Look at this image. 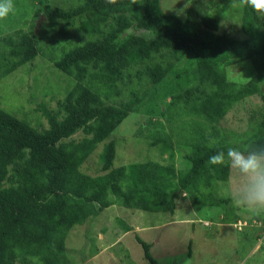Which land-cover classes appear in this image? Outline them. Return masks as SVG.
Here are the masks:
<instances>
[{
  "label": "trees",
  "instance_id": "16d2710c",
  "mask_svg": "<svg viewBox=\"0 0 264 264\" xmlns=\"http://www.w3.org/2000/svg\"><path fill=\"white\" fill-rule=\"evenodd\" d=\"M37 2L35 18L45 16L46 40L70 50L61 57L55 48L43 53L45 35L34 30L1 34L0 83L45 55L71 84L56 109L40 106L48 122L43 129L24 111L20 117L21 111L5 110L0 86V264H74L67 247L71 231L117 204L172 216L180 198L201 206L230 204L213 188L229 179L231 168L208 160L230 147L264 146V14L240 7L237 22L221 32L217 18L194 8L184 17L168 14L161 0ZM244 61H251L254 77L229 80L227 69ZM256 96L262 105L251 113L248 129L222 128L237 104ZM159 99L195 121L191 135L178 140L174 133V142L156 131L151 146L159 147L162 160L168 155L167 163L115 167L112 135L132 113L152 115ZM79 133L80 140L73 138ZM101 143L100 171H84ZM178 151L187 161L182 170ZM136 239L157 264L151 246Z\"/></svg>",
  "mask_w": 264,
  "mask_h": 264
},
{
  "label": "rangeland",
  "instance_id": "374dc122",
  "mask_svg": "<svg viewBox=\"0 0 264 264\" xmlns=\"http://www.w3.org/2000/svg\"><path fill=\"white\" fill-rule=\"evenodd\" d=\"M14 3V12L7 19L0 20V35L20 29L27 32L34 30L45 35L47 44L44 42L43 53L50 54L55 48L61 57L70 50V46L66 48L62 42L51 44L46 40L50 39V35L44 29L45 19L43 16L35 18L39 8L37 0H14ZM230 5L231 0H161L162 9L168 14L184 17L187 8H194L217 18L221 32L238 20L236 15L240 7L230 8ZM34 18L37 20L36 27L32 26ZM48 45H51L50 48ZM29 66H23L0 83L4 109L14 115L21 111L20 117H24L25 112L32 125L47 128L48 122L40 106L45 104L49 109H56L57 101L64 99L70 90L71 80L45 55L38 57L31 69ZM227 73L229 80L237 83H245L254 77L251 61L229 67ZM127 94L124 99H127ZM169 103V99H159L152 115L132 113L114 132L112 137L117 142L115 167L146 161L167 163L168 155L163 161L159 147L151 146L153 139L159 136L156 131H160L161 136L171 137L174 142V133L179 134L178 140L191 135L195 121L179 114L181 111L169 110ZM261 105L262 101L257 96L245 99L227 115L222 128L236 132L248 129L251 113L257 112ZM161 107L164 116L161 115ZM150 120L156 125H151ZM142 124L148 129L141 130ZM82 137L83 134L79 133L73 138L80 140ZM104 147L105 143L98 145L84 171L91 174L100 171V155ZM179 147L187 148L184 143ZM182 153L178 151L176 154L178 170L187 167ZM240 182L241 177L231 169L229 179L217 182L213 194L216 198L232 200V193ZM176 203L174 216L128 209L118 204L111 206L92 221L90 219L71 231L67 247L73 263L151 264L136 239L139 236L151 246V254L157 264H176L184 257H190L191 264H264V213L251 214L243 208L234 207L232 202L223 206H201L185 197Z\"/></svg>",
  "mask_w": 264,
  "mask_h": 264
},
{
  "label": "clouds",
  "instance_id": "9594fccd",
  "mask_svg": "<svg viewBox=\"0 0 264 264\" xmlns=\"http://www.w3.org/2000/svg\"><path fill=\"white\" fill-rule=\"evenodd\" d=\"M235 7H251L256 13L264 14V0H231L230 8ZM14 10V0H0V20L7 19ZM226 162L242 179L232 193L233 206L254 215L264 213V146L244 151L230 147L226 153L218 151L208 160L211 165H223ZM176 264H191V258L184 257Z\"/></svg>",
  "mask_w": 264,
  "mask_h": 264
},
{
  "label": "water",
  "instance_id": "95a60500",
  "mask_svg": "<svg viewBox=\"0 0 264 264\" xmlns=\"http://www.w3.org/2000/svg\"><path fill=\"white\" fill-rule=\"evenodd\" d=\"M43 18L45 19V16H43Z\"/></svg>",
  "mask_w": 264,
  "mask_h": 264
},
{
  "label": "crops",
  "instance_id": "0c3cea01",
  "mask_svg": "<svg viewBox=\"0 0 264 264\" xmlns=\"http://www.w3.org/2000/svg\"><path fill=\"white\" fill-rule=\"evenodd\" d=\"M128 232V231H127Z\"/></svg>",
  "mask_w": 264,
  "mask_h": 264
}]
</instances>
